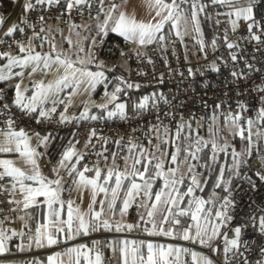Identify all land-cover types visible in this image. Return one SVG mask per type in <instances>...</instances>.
I'll return each mask as SVG.
<instances>
[{
  "label": "built area",
  "instance_id": "obj_1",
  "mask_svg": "<svg viewBox=\"0 0 264 264\" xmlns=\"http://www.w3.org/2000/svg\"><path fill=\"white\" fill-rule=\"evenodd\" d=\"M119 1L121 0H105L104 5ZM22 3L23 0H15L11 9L2 16L6 23L0 24V51H18L17 42L27 44L29 39L44 42L49 39V21L55 20L63 24L69 20L76 24L97 15L102 7L99 0H89L88 4L77 5L68 10L67 0H59L58 3L54 2L51 5L45 0L44 4H36L33 1L35 7L24 13ZM41 16L44 17L43 21L40 20ZM10 27H15L17 31L6 35ZM254 31L259 34L258 29ZM34 32L39 33V36L34 37ZM225 34L228 36V42L237 44L238 47L228 49L224 40ZM248 36L241 22L235 33L231 31V26L227 30L223 29L222 39L215 47L204 37L194 39L190 34L182 36L170 34L165 40L157 39L144 46H138L119 37L96 39L90 44L91 64L100 67L101 61L107 62L108 66L104 64L101 66L106 71L104 84L116 80L126 89L123 97L125 106L123 115L116 108L113 111L115 115L95 116V119L70 117L61 121L54 114H49L48 118L37 123L38 108L35 113H27L14 103L15 97L5 96L3 93V99H0V133L8 130L6 121L12 118L15 120V130L22 128L27 133H39L41 137L50 134L51 139L37 158L42 174L47 175L69 143L84 156L83 160L88 168L97 161L108 159L113 153L115 164L121 171L125 169V161L128 160L133 148L140 151L156 148L160 136L169 138V148L174 151L177 133L184 121L207 126H212L217 120L225 122V115L230 110L233 113L238 110L236 107L238 100L245 102L248 107V111L243 114L241 125L247 129L246 121L252 119L264 126V120L259 119L257 115L260 107L259 93L252 90L258 85L264 87V44L249 41ZM201 40L203 51L199 43ZM137 52L140 55H137ZM233 53L238 56L235 62L231 60ZM213 65L219 70L214 71ZM248 65H251V68ZM233 71L243 73L244 76L236 79L231 75ZM119 77H122L125 83H121L117 79ZM128 83L133 87L128 88ZM148 86L159 88L156 91L150 90L147 97L142 96L134 101L129 92ZM237 93L241 95L238 96ZM217 104L221 105L219 109L215 107ZM4 105L8 107L5 108ZM213 116L217 119L213 120ZM251 132L253 144L258 136L253 128ZM248 134V131H245V137ZM259 158L253 156L250 159L248 166L228 187L229 190L224 191L223 196L233 201V207L229 208L233 221L227 229L222 228L221 231L248 225L242 230V240H248L251 247L248 250L240 248L244 253L240 260L242 262L246 259L248 264H257L259 260L264 259V253L260 251L264 248V235L258 231L254 232L251 227L254 219L264 216V181L258 180L254 175L259 166ZM249 176L256 181L255 189L249 185ZM0 186L7 189L0 191V224L6 227L20 210V204L10 203L12 200H18V192L9 187L8 178L0 181ZM132 205L138 207L140 201L134 199ZM137 217L135 210H127L124 220L119 223L137 225ZM185 219L187 218L181 217V220ZM188 223L191 224L192 221L188 219ZM115 234L137 240L150 238L160 243H174L181 248L199 250L207 254V249L201 245L176 236H150L140 227H133L131 230L124 228ZM25 235L27 236L28 232ZM107 235L110 234L95 231L73 239H59L49 250L63 251L74 243L86 242L95 251L101 252L103 238ZM228 235L232 238L230 231ZM218 239L222 244V239ZM22 255L16 246L12 251L2 253L1 259L14 262ZM103 258V264H112L108 256ZM230 259L232 264H236L235 257ZM222 260L221 255L217 258V264H222ZM180 264H191L189 253L182 252Z\"/></svg>",
  "mask_w": 264,
  "mask_h": 264
},
{
  "label": "snow or ice",
  "instance_id": "obj_2",
  "mask_svg": "<svg viewBox=\"0 0 264 264\" xmlns=\"http://www.w3.org/2000/svg\"><path fill=\"white\" fill-rule=\"evenodd\" d=\"M15 2V0H13ZM58 3L59 0H47L49 5L53 3ZM89 0H67V9L71 10L77 5L88 4ZM124 3H127L128 0H123ZM186 2V0H180V3H177V0H148V5L150 8L155 9V16L152 20L145 21L141 19H137L135 13H129L121 9V5H117L115 3L110 4L109 8L106 12H104V19L101 23H98L97 28L100 33L107 35L108 32L116 33L119 36H122L126 41L133 42L138 46H144L152 43L153 41L159 39L163 40L164 36H158V33H161L165 23L171 22L173 27H178L179 20L181 18V13L183 9L181 8V4ZM212 4L219 6H226L229 11L226 13H217V15H226L228 18V23L231 25V31L235 33L238 27H240L241 22H243L246 31L248 32L249 41H256L259 44H264V0H244L243 5L239 3V0H211ZM36 4H44L45 0H35ZM101 4V11H104L103 5L105 0H99ZM22 9L24 13L31 11L35 5L32 3V0H23ZM205 5H197V3L192 4V8L194 11L191 15V21L193 29L200 33L201 29L199 26V20L197 19V14L205 11ZM115 13V16H114ZM259 15V18H258ZM99 17V13L97 14V18ZM159 17V19H157ZM210 18V17H209ZM40 20L43 21L44 17L41 16ZM26 22V21H25ZM3 17H0V24H4ZM217 24L220 23L219 20L216 21ZM73 27H77L73 25ZM254 29L259 30V34H257ZM17 31L15 27H10L5 33L6 35H11L13 32ZM19 31H23V29H19ZM44 29H41L43 32ZM178 36L181 35L179 31L176 33ZM34 37H38L39 33H33ZM224 40L227 42V48L233 49L238 47L237 44L232 42H228V36L225 34ZM71 43V41H69ZM201 44V51H203V41H199ZM32 40L29 39L27 44L23 42H17V46L19 48V52L27 53L23 58L13 56L7 51H0V57L7 59V64L4 65L3 68H0V81H8L12 78V68L13 66H26L29 64H34L32 71H37L40 68L41 63L43 64V69H50L53 65L57 66V70L63 68L64 75L55 81L57 85L64 83L68 80L69 77H77L76 83L79 84L81 81L79 77L87 78L88 89H94L98 83H102L105 80L104 72H90L84 71L82 69H78L74 67V62L70 58H61V55H56L55 59L50 55L41 56L40 53L33 54V49L31 47ZM216 41H212L213 47H215ZM55 48V46H53ZM80 51H83L81 48ZM140 55L139 52L136 53ZM124 55V53H121ZM231 60L233 62L238 60L237 54H231ZM91 61H89L90 63ZM151 62V61H149ZM79 63H84L83 60H80ZM102 66V62H101ZM251 68V65H248ZM213 70L218 71L219 69L213 65ZM189 73L191 74V69H189ZM79 74V76H78ZM16 75H22V73H16ZM231 75L240 79L244 76L243 73H238L237 71H233ZM121 81V83H125L122 77L117 78ZM38 89L37 93L33 94L30 98L27 99L24 95L26 89H22L21 83H16L14 85L15 88V98L14 103L18 105L21 109L26 110L27 113H35L37 112L36 102L48 95L50 89H52L53 84L49 83L47 86L43 84V82H39L35 85ZM128 88H132L133 85L131 83L127 84ZM139 87V85H136ZM255 92L259 93V104L260 107L258 109V118L264 120V87L256 86L252 89ZM121 88L119 86L116 87L115 91L111 94L105 92V97L107 98L106 104L98 105L101 109H106L108 103H112L117 99L116 93L120 92ZM238 96L241 93H237ZM0 99H3V90L0 89ZM142 106V105H141ZM5 108L8 105H4ZM124 104H117L116 108L119 110L121 115H123ZM217 109L221 107L220 104L215 106ZM237 111L233 113L231 110L225 115V124H230L233 129H235L234 135H238L241 139H247L248 144L246 148L242 152H236L235 149L232 150L233 157V170L237 175H239V169L242 166H247L249 164L248 157H251L253 154V145H252V132L251 128L254 125L255 121L252 119H247L246 123L248 125L247 129L241 125V121L243 119V114L248 111V107L245 102L238 100L237 101ZM56 109L52 108L51 112H55ZM87 108L85 111L81 113L82 117H87ZM115 112H108L109 116L115 115ZM49 113L44 110H40L36 117L37 123H40L42 119L48 118ZM61 121L67 120L68 117L63 113L61 114ZM95 119V117H92ZM213 120L217 119L216 116L212 117ZM7 131L2 132L0 134L4 137V142L0 143V153H18L20 158H22L23 163L30 168L31 174H28L26 171L22 170L20 167H17L13 160L3 159L0 160V181H4L5 178H10L12 181V189L15 191L17 185L19 186V191L23 195V200H12L10 203L14 204H23L24 209H28L30 206H33L37 202L38 197H44L45 203L47 204L49 210V216L53 218H57L53 221L54 225L56 223H60L58 220L59 211L54 208V205L59 204L63 207L64 201L60 199V192L62 189V177H60V169L63 168L68 171L69 176L73 178L78 176V180H73V182L77 185V190L81 189H90L91 191V201L88 205V211L85 213H81L80 209L73 208L74 201H67L68 208V219L63 223L66 224L69 233L72 231L73 224V213L76 214V219L79 221V226L77 228V233L81 230L84 234H87L89 228L93 231L98 230L99 228H104L106 230H111L115 227L116 231H121L124 228L131 230L133 227H139L140 225L133 224H120L117 223L114 226L108 222V220H102L101 217L104 214V200H101L99 210L94 209V205L97 203L96 195L97 193H104L106 196L109 192V189L98 184V180L101 177V169L95 168V178L86 177L85 173L93 171V169L88 168L86 165L83 166L82 171H78L76 165L80 163L81 160L84 159V156L77 152L74 146L68 147L61 154L60 160L54 165L51 169L53 173H55L56 178L48 179L41 172L40 165L37 161V157L41 154L36 151L35 148L30 146V136L24 129L15 130V120L9 118L6 121ZM212 131V129H210ZM245 131H248V136L245 137ZM95 133H93L94 135ZM39 144H46L50 139L51 135H45L43 137L40 136L39 133L35 134ZM257 135H259L257 133ZM211 143V148L213 153L218 151H226L229 145L225 143L224 145L217 144L215 138H213L210 142L203 141L202 138H198L196 140L197 151L200 150L199 145L203 144L207 146ZM180 149L177 148L176 153L171 155V162L173 164H178L177 154ZM191 158L196 159V153H190ZM215 159V156H213ZM74 161V162H73ZM140 159H134L133 164L131 165V171L127 166V161H125V169L123 171L119 170L118 166L113 161V166L107 169V174L104 177L105 183L111 180L113 177L115 178V187L111 189V200L108 202V209L111 210L117 198L120 194V189L122 187L123 180L128 177H132L133 180L130 184V187L127 188L125 193V198L123 200V207L121 208V214L127 211L130 204L135 199V196L139 194L142 185L135 182V177H139L141 180H144V195H148V189L151 187L148 180H145V173L148 171L147 164L144 165V171H140L136 168V165L141 164ZM148 163H151L149 161ZM184 163H187V171L189 174L193 171V165L188 163V157H185ZM164 167L163 161L156 163L155 168L160 170L155 173L156 176H165L166 174L162 171ZM178 169L177 168H168V174L172 177L176 176ZM223 170L220 172V178L216 184V187H221L220 181L223 179ZM255 177L264 181V156L259 158V166L257 171L254 173ZM25 181H33L35 182L37 187H33L30 184H26ZM249 185L253 189L256 188V181L252 176L248 177ZM178 183H182V180L176 179H166L165 187L171 188V190L167 193V198L163 200L164 205L166 206L164 212L166 214L162 215V218L159 224L156 222L155 216L158 211V204L161 202V198L164 193H157L155 196L156 203L151 204L147 211L148 221L144 220V216L141 215L140 220L143 223H151L152 230L149 231L150 235L162 234L169 237H179L184 241H190L194 244H198L207 249V254L202 252L190 251L188 248H173L169 246L167 249L162 246H154L149 243L147 245L148 254L145 258L142 254L139 253L138 249H133L132 251V264H136V261L139 260L140 264H180V254L182 252L189 253L191 256V264H217V258L221 255L223 256L222 264H232V260L230 257L236 258V264H248V261L244 259L242 262L240 260L241 257L244 256V253L240 251V248L243 247L245 250H248L251 247V244L248 240H242V230L248 227V225H239L232 229H229L232 233V238H229L228 231L222 232L221 229L228 228V225L233 221V216L229 214V208L233 207V201L230 200L227 196L220 198L222 199V203L220 204L219 209L213 210L212 207L205 208L207 203H212L214 205V201H206L204 199L193 197L189 200L188 206L186 208L180 207V203L183 201L184 196H192L194 189L199 188L201 191L200 181L197 180L195 175L191 176V185L187 188V192L183 195L179 194L176 185ZM225 191L229 189L225 187ZM0 191H7L6 188L0 186ZM176 193V195H173ZM141 207H145V205L141 204ZM86 216H90L88 221L85 220ZM181 217L187 218L185 220H181ZM188 219H190L193 223H188ZM169 224L170 227L165 230L163 225ZM252 229L254 232L258 231L261 235H264V216L258 217L253 220ZM158 229V231H157ZM38 235L36 237V244L38 246H42V241L46 240L49 245L57 243V238L54 237V234L51 232H43L41 233L40 229L36 230ZM64 228H55V232H63ZM148 231V229H146ZM17 233L13 232L12 235H16ZM23 235V233H21ZM71 238V236H69ZM221 238L223 243H220ZM9 237L6 235L3 229H0V253H4L7 251L6 241ZM260 251L264 253V248H261ZM69 252H79V249H69ZM59 256V253L56 254ZM175 255L174 260H169L168 257ZM50 264H53L55 257H49ZM96 264H100V255L96 256ZM124 264H128V260L125 258ZM257 264H264V259H261L257 262Z\"/></svg>",
  "mask_w": 264,
  "mask_h": 264
},
{
  "label": "crops",
  "instance_id": "obj_3",
  "mask_svg": "<svg viewBox=\"0 0 264 264\" xmlns=\"http://www.w3.org/2000/svg\"><path fill=\"white\" fill-rule=\"evenodd\" d=\"M35 0H32V2ZM170 2V0H169ZM12 0V5H13ZM115 4L121 5L120 10L127 11L129 13H135L137 19L149 21L152 20V18L155 16V9L150 8L148 5V0H128L127 3H124L123 0L116 2ZM110 5L105 4L103 6L104 11L99 12V17L97 18V15L82 20L79 23H72L71 21L67 20L63 24H59L55 20H51L48 23V36L49 39H47L44 42H37L35 40L32 41L31 47L33 49V54L40 53L43 54L45 52H49L53 54L54 52H57L58 50L63 55L66 52H69V55H66V57L75 60V58L78 57V55L84 54V56H87L88 63L86 65L93 66L91 62V54H90V44L100 38L108 37V35H113L114 37L123 38L122 36H119L116 33L108 32L107 35H104L99 32L97 25L98 23H101L104 19V12L107 11ZM3 15L0 12V17ZM159 19V17H157ZM170 23V22H169ZM168 22L165 23L163 29L161 32L165 31L166 25L169 24ZM73 25H76L77 27H73ZM161 33H158L157 35L160 36ZM174 35V34H172ZM168 35L165 34L164 39H166ZM50 40V41H49ZM71 41V43H69ZM55 46V48H53ZM83 49V51H80V49ZM13 56H17L20 58H23L27 55V53H21L18 51H10L9 52ZM7 59L0 57V68H3L5 64H7ZM102 64L108 66L107 62L101 61ZM34 64H29L26 66H13L12 68V78L8 81H0L3 86H8L11 82L13 84L12 90L10 93H12V96L15 97V88L14 85L16 83H21L22 89H26L24 92V95L27 99L30 98L33 94L37 93L38 89L35 87V85L39 82H43L45 86H47L49 83L53 84L52 89L49 90L48 95L46 97H43L39 99L36 102V107L40 110L47 111L49 114H54L56 118L61 120V114L63 113L68 118L70 117H78L76 114L69 113L70 106L74 102V97H66L57 103H55V98L58 95V92L63 88L64 83H61L57 85L55 83L56 80L61 78L64 75L63 68H60L59 71L57 70V66L55 67V71L51 72L48 69H43V66L40 65V68L37 69V71L33 72ZM97 67V66H93ZM100 69H103L101 66L97 67ZM104 70V69H103ZM105 71V70H104ZM16 73H22V75H16ZM50 73V74H49ZM102 87L108 86L107 84H104V81L101 83ZM0 87V88H1ZM69 87V86H68ZM97 92L96 87L94 89V93L96 95V98H105V93H103L102 89ZM62 95V94H61ZM106 104V102L104 103ZM55 108V112H51V109ZM108 108V107H107ZM106 109H101L100 107L95 106V108H92L89 110V113L87 114V117H95V116H106ZM95 112L96 114H93L92 112ZM114 111V110H113ZM112 112V111H111ZM65 121V120H64ZM28 134H34L35 133H28ZM4 140V137L2 134H0V141ZM32 148H35L38 153H40L45 147L46 144H39V141L37 140V137H34L33 142L30 145ZM73 146L72 143H69L64 151L70 147ZM149 150V149H148ZM145 150L143 152H140L138 148H133L130 152V155L127 160V166L129 167V170L131 169V165L133 164L134 159H139V153H148ZM133 152V153H132ZM63 153V152H62ZM8 153H0V159H6ZM38 158V157H37ZM61 158V156H60ZM59 158V160H60ZM58 160V161H59ZM57 161V162H58ZM106 160L97 161L94 165L89 167L90 169H93V171H90L86 177L92 179L95 178V168L101 169V177L98 180V184L101 186H104L109 189V192L107 196L104 193H97L96 195V201L97 203L93 206L95 210H99L100 208V201L104 200V214L102 215V220H108L110 224L113 226L119 223L121 221L122 216L124 217L125 212L121 214V208L123 207V200L125 198V193L127 191V188L130 187V184L133 180L130 179L127 184L125 185L122 190L120 189L121 200L119 202V206L117 207L116 213L114 212L113 208L111 210L108 209V202L111 200V189L115 187V178L113 177L111 180H109L107 183L104 181V177L107 174V169L112 167L111 161ZM56 162V164H57ZM74 162V161H73ZM55 164V165H56ZM86 163L84 160H81L79 164L76 165L78 171L83 170V166H85ZM28 174L31 172L28 171ZM46 176L48 179H54L56 178L55 173H53L51 170ZM60 177H62V189L60 192V199L64 201L63 207H61L59 204L54 205V208H56L59 211V217L58 220L60 223H56L54 225L53 221L57 218H53L49 216V210L47 207V204L44 202V197H38L36 204L33 206H30L28 209L23 208V204H20V210L17 212L16 215H14L13 218L10 219L8 225L6 227L2 226L0 224V229H3L6 233V235L9 237V239L6 241V247L7 251H12L16 246L19 247L20 251L23 253L21 257H19L16 261H10V260H2L0 253V264H50L49 257H55V260L53 264H96V256L97 254L100 255V264H103L104 256H108L112 260V264H124L125 258L128 260V264H132V251L133 249H138L139 253L142 254L145 258L148 254L147 245L149 243L153 244L154 246H162L163 248L167 249L169 246L173 248H181L179 245L174 243H160L157 241H154L150 238L145 240H137L133 239L131 237H122L118 236L115 233L118 231L115 230V227H113L111 230H106L104 228H99L96 231H102L106 234H110L109 236H105L103 238V251L97 252L95 251L89 244L86 242L82 243H74L72 245H69L66 247L63 251H52L49 250V248L53 245H49L46 240L42 241V246H38L36 244V237L38 235L37 229H40L41 233L47 231L54 234V237L59 239H69V236H71L70 239H73L75 237H78L84 232L81 230L79 233H77V228L79 226V221L76 219V214L73 213V224H72V231L69 233L68 228L66 224H64V221H67L68 219V208H67V201L71 200L74 201L73 208H79L81 213H85L88 211V205L91 201V191L90 189H81L77 190V185L73 182V180H78V176L73 178L72 176H69L68 171L61 168L60 169ZM136 183H139L142 185V188L135 196V199H138L140 201V205L143 204L145 207H135V212L138 214L137 220L141 226H139L145 233L149 234V231L152 230L151 223H143L140 220L141 215L144 216V220L148 221L149 218L147 217V211L151 204L156 203L155 196L160 190H155L152 193L150 192V188L148 189V195H144V189H143V180H141L138 176L134 178ZM26 184H30L33 187H37L38 185L35 184L33 181H25ZM8 184L9 187L12 189V181L10 178H8ZM171 189H168L166 193L161 198V202L158 204V211L155 216L156 222L159 224L162 215L166 214L164 212L165 205L163 203V200L167 198V193ZM16 191L18 192V200H23V195L19 191V186L17 185ZM119 194V195H120ZM180 194V193H179ZM173 195H176V193H173ZM183 195V194H182ZM195 198L204 199L199 194H196L193 196ZM192 197V198H193ZM191 198V199H192ZM190 199V200H191ZM206 200V199H204ZM207 201V200H206ZM183 202H181L182 204ZM222 203V200H221ZM180 204V207L186 208L188 206H182ZM209 204L207 203L205 205V208H208ZM132 203L130 204L129 209L132 208ZM218 207V206H217ZM219 208V207H218ZM217 209V208H216ZM90 219V216H86L85 220L88 221ZM193 223V222H192ZM64 228L63 232H55V228ZM170 227L168 224V227L165 230H167ZM148 229V231H146ZM158 231V229H157ZM17 233L16 235H12V233ZM28 232V235L26 236L25 233ZM95 232L91 228H89L87 233ZM23 233V235H21ZM150 235V234H149ZM164 236L162 234H155L150 236ZM69 249H79V252H69ZM199 250H196V252ZM201 252V251H199ZM59 253V256L56 254ZM182 254V253H181ZM180 254V257H181ZM169 260H174L175 255L168 257ZM180 261L182 258H179ZM136 264H140V261L137 260Z\"/></svg>",
  "mask_w": 264,
  "mask_h": 264
},
{
  "label": "trees",
  "instance_id": "obj_4",
  "mask_svg": "<svg viewBox=\"0 0 264 264\" xmlns=\"http://www.w3.org/2000/svg\"><path fill=\"white\" fill-rule=\"evenodd\" d=\"M197 3V5H205V11L198 13V20H199V26L201 29L200 33H197L194 29L192 30L193 32L191 33L192 37L195 39L199 37H204L210 44H212V41L215 40L216 43H219L222 39V29L223 27L227 26L228 24V18L226 15H217V13H226L229 11V9L226 6H219V5H214L212 4L211 0H186V2L181 4V8L189 15V12L192 8L193 3ZM177 3H180V0H177ZM12 7V0H0V12L2 15L7 13ZM210 17V18H209ZM189 18V16H188ZM190 19V18H189ZM219 20L220 23L217 24L216 21ZM169 23V22H168ZM192 26V25H191ZM193 27V26H192ZM109 37H114L113 35H108ZM4 84V83H2ZM0 83V87L2 86ZM117 84H120L116 80H112L108 83L107 88L112 89L114 86ZM13 84L10 82L8 86H3L0 89L3 90V93L5 96L12 95L11 90H12ZM102 87L101 83H98L96 86V91L98 92L100 88ZM159 87L158 86H148L145 89H139V90H134L129 92L131 97L133 98L134 101H137L140 97L145 96L147 97V94L150 92V90L156 91ZM126 92V89L121 87V91L119 92L121 97H124ZM222 120H217L214 122V127L218 125V123H222ZM195 122L193 121H184L183 125L180 127L178 133H177V138L175 140V145L180 149L177 158H182V156L186 155L190 157L191 152L196 153V159H191L193 161V164H195V167L193 168L194 174L199 175L200 178V183H201V188L203 189L202 191L199 188L194 189V194L192 196H184L183 203L181 204L182 206H187V202L196 194L201 195L206 199L207 201H210V197L215 194L217 198H223L224 196V189L225 187H229L234 180L241 174L243 169L247 166H242L239 169V175L235 173L233 170V161L229 158V160L226 158L227 155L229 156V151H225L226 154L223 156L225 158V161L222 163V154L223 151L215 152L213 153V150L211 148V143H209L207 146H204L203 144L199 145L200 150L197 151V145H196V140L198 138H202L203 141H209V131L208 127L206 124H201V126L195 127L194 124ZM212 125V126H213ZM234 142V146L238 147L241 145L243 148L246 147V141L245 139H240L234 137L232 139ZM170 142L169 138L160 136L157 148L159 149L160 146L166 145V143ZM259 138H257L256 142L253 143V154L251 157H248V160L253 156H259L261 157V152L260 150L262 147V144H259ZM248 144V143H247ZM229 147L227 149L232 150V145L228 144ZM256 145L259 146L256 148ZM260 150V151H259ZM143 152V151H140ZM149 152V151H147ZM133 153V152H132ZM139 159L142 161L141 164L136 165V168L139 170H142L143 165L147 164L148 166V171L145 173V180H148L151 187H150V192L152 193L155 190H159L160 188L163 187V176H156L154 175V166L155 164L148 163L150 160L146 159V162L143 161L145 160L146 155L145 153H139ZM141 156V157H140ZM145 156V157H144ZM213 156H215V159H213ZM155 158V157H154ZM157 160V158H155ZM111 161V164L113 166V161H114V154L106 159L105 162ZM155 163V161H154ZM170 165H174L172 162ZM175 168H177V165H175ZM223 170V179L220 181L221 187H216V184L220 178V172ZM176 175H179V171H177ZM181 175V174H180ZM176 179L175 177H173ZM171 178V179H173ZM132 179V177H128L127 179L123 180V184L121 187H125L127 182ZM177 180V179H176ZM178 180H182V183H178L176 186L178 188V192L181 194H184L187 192V187L191 183V179L189 178V173H186L184 175H181ZM171 189V188H170ZM121 195L117 198L113 210L116 213L117 207L119 206L120 198ZM222 200V199H220ZM210 205V203H208ZM133 208V207H132Z\"/></svg>",
  "mask_w": 264,
  "mask_h": 264
},
{
  "label": "rangeland",
  "instance_id": "obj_5",
  "mask_svg": "<svg viewBox=\"0 0 264 264\" xmlns=\"http://www.w3.org/2000/svg\"><path fill=\"white\" fill-rule=\"evenodd\" d=\"M239 3L241 5H243L244 0H239ZM193 11H194V9L191 8V10L189 12V15H187V13H185V11L183 10L182 13H181V18H180L179 23H178V27H173L172 23L170 22L169 24L166 25L165 31L161 32L160 35L165 36V34H167V35L174 34V35L178 36L176 34L177 31H179L181 33L180 36H182L184 34H190L191 35V33L193 32L192 31L193 27L191 26L192 25L191 15H192ZM114 16H115V13H114ZM188 16H189L190 19L188 18ZM197 18H198V14H197ZM230 26L231 25L228 23L227 26L223 27V29L227 30V29L230 28ZM223 29H222V31H223ZM69 54H70L69 52H66L63 55L64 56L63 58H65L66 55H69ZM44 55H50L53 58V60L55 59L56 55H61V58H62V53L59 50L57 52H54L53 54H51L49 52H45V53L41 54V56H44ZM71 60L73 61V59H71ZM80 60H83L84 63H79ZM73 62H74V67L75 68L82 69L84 71H90V72H104V75L106 77V71H104L103 69L86 65V63H88V58H87V56H84V54L78 55V57L75 58V60ZM41 65L43 66L42 63H41ZM55 67H56V65H53L50 69H48L50 71V73L56 70ZM63 72H64V70L62 71V73ZM78 76H79V74H78ZM76 79H77V77H69L68 78V80L63 85L64 89H61L58 92V95L55 98V103H57L58 101L66 98L68 96L69 97L73 96L74 97V102L70 106V109H69L68 112L71 113V114H76L78 117H82L81 113L85 111V108H87V110H88L87 114H88L89 110L92 109V108H95V106L98 107V105L104 104L105 102L107 103V98L106 97L105 98H99V99L96 98V95L94 93V89L95 88L94 89H89L87 91L85 90V89H88L87 78L79 77V79L81 81L79 84L76 83ZM117 86H119L121 88L120 84H117L112 89H109V88L103 86L102 87L103 88L102 91H103V93L107 92V93L111 94V93H113L115 91ZM116 96H117V99L115 101H113L112 103H108L107 104L108 108L105 111L106 114H108V112H110V111L113 112V110H114V108H116L117 104H121V103L124 104L123 103V97L120 96L119 92L116 93ZM92 113L96 114L94 111ZM193 124H194L195 127L201 126V124H198V123H193ZM252 128H253V130L256 133L259 134V135H257L258 138H259V141H260L259 144H262V146H264V126L256 123V121H255V123L252 126ZM210 129H212V131H210ZM208 131H209V139H210V141L213 138H215L217 144H219V145H224L225 143L231 144L232 145V147H231L232 150L235 149L236 152H242L246 148V147L243 148L241 145H239L238 147L234 146V144H233L234 142L232 141V139L234 137H236V138H240V137L238 135H234L235 129H233L230 124L226 125L225 122L218 123V125L215 126V127H214V125L213 126H209L208 127ZM28 135L31 138L30 139V145H31V143L33 142V139H34V137H36V135H34V134H28ZM245 141H246V146H247L248 142H247L246 139H245ZM3 142H4V140L0 141V143H3ZM258 147L259 146L256 145V148H258ZM177 148L178 147H176V149L174 151H171L170 148H169V142H168V143H166V145L160 146L159 149L157 147L156 148H152V149L148 150L149 151L148 153H145L146 158H145V160L143 159V161L146 162V159L150 160L151 164H153V165L154 164L156 165V163H158L160 161H163V164H164V167H163L162 171L166 175L163 176V179H164L163 183L164 184H163V187L160 188L158 193H166V191L168 189H170V187L169 188L165 187V180L166 179L171 180V178H173L170 174H168V168H170V167L171 168H175V165H177V169L179 171V175H176L175 178L178 180L181 175H184V174L188 173V171H187V163H184L185 157H188V163H191L193 165V168L195 167V164H193V161L191 160L192 158H191V156L189 157V155L188 156L184 155V156H182V158H179V159L177 158L179 163L178 164H174V165H170L171 164V155L176 153ZM232 150H229V149L226 150V151H229V154H230L229 156L227 155L226 158L228 160L230 158L233 161ZM260 150H262V152L260 153L261 156H264V147H262ZM225 154H226V152L223 151L222 163L225 161V158L223 157V156H225ZM177 156H178V154H177ZM154 157L157 158V160ZM6 159L13 160L15 165L17 167H20L24 171H26V172L30 171V168L23 163V160H22V158H20L18 153H15V152L8 153L7 156H6ZM154 161H155V163H154ZM141 169L142 170H140V171H144V165H143V168H141ZM130 171H131V169H130ZM157 171H160V170L156 169L155 166H154V170H153L154 175H155V173ZM193 172H194V170L192 171L191 174H189V178L191 179V176L195 175L197 180L200 181L199 175L198 174L196 175V173L194 174ZM142 182H144V180ZM122 184H123V182H122ZM143 185H144V183H143ZM190 185H191V183L188 185V187ZM176 188H177V186H176ZM209 199H210V201H214V205L212 203H210L208 208L212 207L214 211L219 209L218 207H220L221 200L219 198H217V196L215 194H213ZM129 210H135V207H133V209H129ZM123 220H124V217L122 216L121 221H123ZM137 224H139L138 220H137ZM163 227H168V224L163 225ZM197 252H199V251H197ZM180 258H182V254H181Z\"/></svg>",
  "mask_w": 264,
  "mask_h": 264
}]
</instances>
